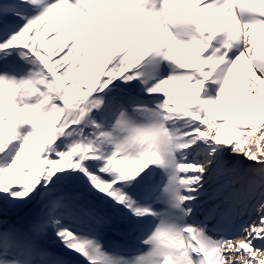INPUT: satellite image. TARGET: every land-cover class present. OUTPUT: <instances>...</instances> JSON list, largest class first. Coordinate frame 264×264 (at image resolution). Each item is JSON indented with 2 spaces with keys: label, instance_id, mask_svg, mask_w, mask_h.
I'll return each mask as SVG.
<instances>
[{
  "label": "snow or ice",
  "instance_id": "snow-or-ice-1",
  "mask_svg": "<svg viewBox=\"0 0 264 264\" xmlns=\"http://www.w3.org/2000/svg\"><path fill=\"white\" fill-rule=\"evenodd\" d=\"M0 264H264V0H0Z\"/></svg>",
  "mask_w": 264,
  "mask_h": 264
},
{
  "label": "bare ground",
  "instance_id": "bare-ground-1",
  "mask_svg": "<svg viewBox=\"0 0 264 264\" xmlns=\"http://www.w3.org/2000/svg\"><path fill=\"white\" fill-rule=\"evenodd\" d=\"M240 73H241V75L243 74V68L240 69Z\"/></svg>",
  "mask_w": 264,
  "mask_h": 264
},
{
  "label": "rangeland",
  "instance_id": "rangeland-1",
  "mask_svg": "<svg viewBox=\"0 0 264 264\" xmlns=\"http://www.w3.org/2000/svg\"><path fill=\"white\" fill-rule=\"evenodd\" d=\"M192 158L190 157V160H191Z\"/></svg>",
  "mask_w": 264,
  "mask_h": 264
}]
</instances>
